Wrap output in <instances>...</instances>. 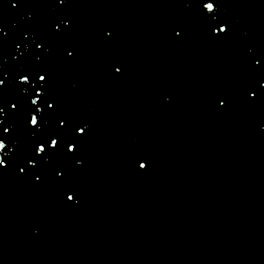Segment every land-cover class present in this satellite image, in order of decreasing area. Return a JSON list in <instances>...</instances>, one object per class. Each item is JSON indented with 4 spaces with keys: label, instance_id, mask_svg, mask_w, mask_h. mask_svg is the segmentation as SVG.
Returning a JSON list of instances; mask_svg holds the SVG:
<instances>
[{
    "label": "water",
    "instance_id": "1",
    "mask_svg": "<svg viewBox=\"0 0 264 264\" xmlns=\"http://www.w3.org/2000/svg\"><path fill=\"white\" fill-rule=\"evenodd\" d=\"M0 143V264H264V0H0Z\"/></svg>",
    "mask_w": 264,
    "mask_h": 264
},
{
    "label": "snow or ice",
    "instance_id": "2",
    "mask_svg": "<svg viewBox=\"0 0 264 264\" xmlns=\"http://www.w3.org/2000/svg\"><path fill=\"white\" fill-rule=\"evenodd\" d=\"M204 8H207V11H208L209 13H211V12L214 11V5H213L212 3H205V4H204ZM218 31L221 32V33H223V32L225 31V28L221 27V28H219ZM44 79H45L44 76H41V77H40V80H44ZM31 122H32L33 125H36V124H37L36 118L33 117ZM80 131L83 132V129H80ZM56 143H57L56 140H52V144H53V145H56ZM3 147H4V144H3V143H0V148H3ZM43 150H44V149L42 148L41 151H43ZM69 151H71L70 148H69ZM2 163H3V162L0 161V164H2ZM139 167H140L141 169H143V168L145 167V164L141 163V164L139 165ZM67 199L71 201V200L73 199V196L69 195V196L67 197Z\"/></svg>",
    "mask_w": 264,
    "mask_h": 264
}]
</instances>
